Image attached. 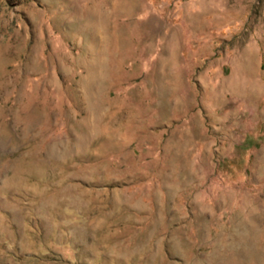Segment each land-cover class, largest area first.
<instances>
[{
  "label": "rangeland",
  "instance_id": "rangeland-1",
  "mask_svg": "<svg viewBox=\"0 0 264 264\" xmlns=\"http://www.w3.org/2000/svg\"><path fill=\"white\" fill-rule=\"evenodd\" d=\"M0 264H264V0H0Z\"/></svg>",
  "mask_w": 264,
  "mask_h": 264
}]
</instances>
